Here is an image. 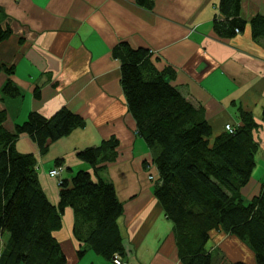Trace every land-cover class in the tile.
<instances>
[{
  "label": "crops",
  "instance_id": "1",
  "mask_svg": "<svg viewBox=\"0 0 264 264\" xmlns=\"http://www.w3.org/2000/svg\"><path fill=\"white\" fill-rule=\"evenodd\" d=\"M220 1L154 0L152 8H145L135 0H0V27L10 30L0 41V64L12 69L10 74L0 72V108L7 112L6 127L14 130L31 112L52 117L63 108L86 120L85 126L52 143L46 154L29 134L20 135L15 148L37 157L41 185L56 205L59 186L49 174L59 167L56 161H62L63 178L81 169L94 173V167L77 153L104 140H118L116 159L100 175L114 184L123 205L119 226L124 264L183 262L173 223L154 193L159 175L155 152L137 133L122 87L121 61L114 56L121 42L148 48L159 70L170 69L168 80L202 107L213 137L223 133L227 124L238 127L242 109L254 116L261 153L241 195L250 201L263 188L264 39L253 37L251 20L264 14V0H242L240 16L246 27L235 29L230 37L214 30L215 19H224ZM8 80L20 95L3 92ZM74 221L73 209L66 208L63 226L55 232L67 264H113L78 242ZM224 234H214L208 248L221 247L225 252ZM82 249L86 251L80 256ZM241 255L232 262L256 264L251 249Z\"/></svg>",
  "mask_w": 264,
  "mask_h": 264
},
{
  "label": "trees",
  "instance_id": "2",
  "mask_svg": "<svg viewBox=\"0 0 264 264\" xmlns=\"http://www.w3.org/2000/svg\"><path fill=\"white\" fill-rule=\"evenodd\" d=\"M135 1L145 8L154 4V0ZM241 4L242 0L220 1L224 19H215L218 35L230 37L235 29L246 27L240 16ZM251 28L255 39H264V14L252 18ZM9 35L10 30L0 27V41ZM114 56L121 61L122 87L136 131L155 152L153 161L159 175L154 193L173 223L183 264H218L213 260L217 252L208 248L218 232L244 241L253 251L256 264H264V185L250 201L241 195L261 153L254 135L259 123L254 116L242 109L241 124L234 132L225 130L213 137L202 107L168 80L169 68L159 70L154 65L148 48H135L123 41L114 48ZM1 71L12 73L2 64ZM3 92L12 97L20 95L10 80ZM7 117L6 110L0 108V245L4 242L0 264H67L55 232L62 228L68 207L74 212L78 242L113 264L114 255L119 254L124 264L126 253L119 226L123 205L114 184L100 175L106 164L116 159L118 140H104L77 153L94 167V173L81 169L71 178L61 174L56 179L60 201L55 205L41 185L37 157L18 152L16 140L29 134L46 154L52 143L85 126L86 120L67 108L52 117L31 112L23 123L9 130ZM61 163L57 160L56 168L63 171ZM85 251L78 253L82 256ZM229 264L248 263L237 260Z\"/></svg>",
  "mask_w": 264,
  "mask_h": 264
},
{
  "label": "rangeland",
  "instance_id": "3",
  "mask_svg": "<svg viewBox=\"0 0 264 264\" xmlns=\"http://www.w3.org/2000/svg\"><path fill=\"white\" fill-rule=\"evenodd\" d=\"M6 238H8L7 233L4 235L3 239L5 240ZM3 243L4 242H2V244L0 245V251L2 250ZM212 245H213V243H212V241H210L209 246H212ZM223 246L226 248L225 252L223 251V249H221V247H218L216 250L219 257L216 258V253L215 252L213 253V260H214V262H215V260H217L218 264H229L230 261L232 262V259L238 258V257L241 258L242 253H245V255H246L248 250L250 251L248 244H246L244 241L240 240L236 236L231 235L229 233L224 234ZM230 254L232 255V257L230 256ZM241 260H243V259H241ZM243 262H246V261H243Z\"/></svg>",
  "mask_w": 264,
  "mask_h": 264
},
{
  "label": "built area",
  "instance_id": "4",
  "mask_svg": "<svg viewBox=\"0 0 264 264\" xmlns=\"http://www.w3.org/2000/svg\"><path fill=\"white\" fill-rule=\"evenodd\" d=\"M226 130H228L229 132H234L235 131V127H233V125H231V124H227L226 125ZM61 171H62V168H55V169H52L49 172V174H50V176H52V177L57 179L62 174ZM113 262H114V264H122L121 256L119 254H115L114 257H113Z\"/></svg>",
  "mask_w": 264,
  "mask_h": 264
}]
</instances>
